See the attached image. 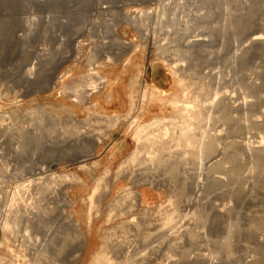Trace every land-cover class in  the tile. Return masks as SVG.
I'll list each match as a JSON object with an SVG mask.
<instances>
[{"label":"rangeland","instance_id":"374dc122","mask_svg":"<svg viewBox=\"0 0 264 264\" xmlns=\"http://www.w3.org/2000/svg\"><path fill=\"white\" fill-rule=\"evenodd\" d=\"M263 34L264 0H0V264L263 255Z\"/></svg>","mask_w":264,"mask_h":264},{"label":"bare ground","instance_id":"6f19581e","mask_svg":"<svg viewBox=\"0 0 264 264\" xmlns=\"http://www.w3.org/2000/svg\"><path fill=\"white\" fill-rule=\"evenodd\" d=\"M264 35V34H263ZM170 66V69L174 72L175 74V77H176V80L179 84H182L184 85V82L186 81V78L190 75V74H193V72L195 71V67L196 66H199V61L194 57V55H188V54H184L182 52H179L178 50L177 51H174L172 53V57L171 59L169 60L168 63H166ZM200 67V66H199ZM197 67V68H199ZM201 68V67H200ZM199 70V69H198ZM195 74V73H194ZM203 74V73H202ZM194 76V75H193ZM200 77V76H199ZM202 78H205L206 80H208L207 78V75H201ZM215 77V76H214ZM201 79V78H200ZM190 80V79H189ZM219 81V80H218ZM189 82V81H188ZM195 82V81H194ZM197 83V82H196ZM207 83V82H206ZM205 83V84H206ZM189 84V83H188ZM191 84V83H190ZM152 85V84H151ZM193 85V84H191ZM198 85V84H196ZM218 85V84H217ZM211 86V85H210ZM198 87V86H196ZM215 87V86H214ZM218 87V86H217ZM187 88V87H186ZM195 88V87H194ZM207 88V86L205 87ZM224 88V87H223ZM210 89V88H208ZM247 91V90H246ZM212 92V91H211ZM207 94V93H206ZM215 94L217 95V92L215 91ZM212 95V94H211ZM214 95V94H213ZM218 95H219V91H218ZM246 96L247 93H245ZM154 96V95H152ZM204 96V95H203ZM210 96V95H209ZM228 96V95H227ZM211 97V96H210ZM243 97V96H242ZM216 98V97H215ZM218 98V97H217ZM210 99V98H209ZM209 100L206 99V98H202L201 94L200 96H197V99L195 101H175L173 102L174 106L177 108H181V107H186L187 109H194L197 107H203V103H206L208 102ZM212 102V101H211ZM206 106V104H205ZM226 105H223L222 103H217V102H214V99H213V103L210 104L209 106V110L210 113H212L215 117L218 118L219 114L224 110ZM206 109V108H205ZM208 109V108H207ZM184 111V110H183ZM192 111V110H191ZM195 111V110H194ZM225 111V110H224ZM223 111V113H224ZM196 112V111H195ZM207 113V112H205ZM225 114V113H224ZM189 115V113H188ZM211 115V114H210ZM194 116V115H193ZM204 116V115H203ZM207 116V115H206ZM226 116V115H225ZM230 116V115H229ZM197 117V116H196ZM196 117H191V120L192 119H195ZM211 117V116H209ZM201 118V117H200ZM157 118H153L152 122L156 121ZM199 119V118H198ZM202 121H203V118H201ZM170 120V119H169ZM197 120V119H196ZM207 120V119H206ZM211 120V119H210ZM209 120V121H210ZM188 121V120H187ZM176 121H174L173 119L171 120L170 124L172 123L173 125L175 124ZM204 122V121H203ZM189 123V122H187ZM201 123V122H200ZM219 123V122H218ZM190 124V123H189ZM233 124V123H232ZM170 127V126H169ZM243 127L245 128H251V126L249 124L247 125H244ZM145 124L142 123L140 124L138 127L134 128V129H131L130 132L134 135L135 139H136V143L139 144L140 142V139L142 137V133L143 131L145 130ZM167 128V127H166ZM175 129L178 128V129H181V130H185L184 127L180 126V127H174ZM169 129V128H168ZM167 129V130H168ZM190 129V128H189ZM188 131V130H187ZM257 131V130H256ZM129 132V133H130ZM186 132V131H185ZM205 133V132H204ZM191 134V133H190ZM167 135H171V132H167ZM195 135V134H194ZM203 135V134H202ZM201 135V136H202ZM156 136V135H155ZM193 136V135H192ZM204 136V135H203ZM193 140V139H192ZM208 140V139H207ZM186 141H181L180 143L181 144H184ZM221 145V143H220ZM164 147V144L163 146ZM202 148V147H201ZM219 148V147H218ZM202 150V149H201ZM201 152V151H200ZM263 155L261 157L258 158V160H255L256 162V165L254 164H250V167H252L253 165L254 166H262V164L264 165V152L262 153ZM200 154H198L197 156L198 157H201V155L199 156ZM255 159V158H254ZM254 168V167H252ZM224 185L225 187L228 185V181L227 182H224ZM24 186V185H22ZM24 190V189H23ZM30 194V193H29ZM25 198V197H24ZM189 216V215H188ZM195 217L196 218H200V219H203L204 215L202 213H195ZM7 223V221H6ZM13 224V223H12ZM11 225V224H10ZM5 227V226H4ZM10 227V226H9ZM12 228V227H11ZM257 228V226L255 227ZM256 230V229H255ZM258 230V229H257ZM261 230V229H260ZM12 233V232H11ZM17 235V234H16ZM87 240V238H86ZM230 252H228L229 254ZM53 263V262H52ZM55 264V263H53ZM250 264H264V254L261 255V256H258V257H255L253 262L250 263Z\"/></svg>","mask_w":264,"mask_h":264}]
</instances>
